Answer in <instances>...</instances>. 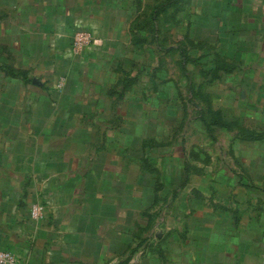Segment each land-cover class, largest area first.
Here are the masks:
<instances>
[{
	"label": "rangeland",
	"instance_id": "rangeland-1",
	"mask_svg": "<svg viewBox=\"0 0 264 264\" xmlns=\"http://www.w3.org/2000/svg\"><path fill=\"white\" fill-rule=\"evenodd\" d=\"M238 1L0 0V141L75 173L57 237L264 264V57L248 47L263 29Z\"/></svg>",
	"mask_w": 264,
	"mask_h": 264
},
{
	"label": "crops",
	"instance_id": "crops-1",
	"mask_svg": "<svg viewBox=\"0 0 264 264\" xmlns=\"http://www.w3.org/2000/svg\"><path fill=\"white\" fill-rule=\"evenodd\" d=\"M237 4L240 18L247 20V25L252 24L250 28L246 26L247 31L255 26L263 29L257 32L255 41L248 47L264 57V0H239ZM250 32L248 36H252ZM12 127L16 128V125ZM9 131L18 133L17 129ZM0 149V250L15 253L22 264H156L151 255L140 252L137 253L139 257L134 258L137 254L132 257V251L123 253L125 251L117 245L132 242L119 234L106 238L101 230L95 235L57 237L51 222L63 211L69 195H74L71 180L75 173L57 174L50 167L47 172H42L41 165L45 160L43 163L40 159L35 161L39 166L34 170L33 156H26V141L18 136L0 141ZM101 187L103 191L104 184ZM99 200L103 216L104 199ZM39 202L48 207L45 218L35 221L31 208ZM165 259L180 258L172 259L165 253Z\"/></svg>",
	"mask_w": 264,
	"mask_h": 264
},
{
	"label": "built area",
	"instance_id": "built-area-1",
	"mask_svg": "<svg viewBox=\"0 0 264 264\" xmlns=\"http://www.w3.org/2000/svg\"><path fill=\"white\" fill-rule=\"evenodd\" d=\"M39 210L34 209L32 211V216L38 217ZM0 264H22L21 258L7 250H0Z\"/></svg>",
	"mask_w": 264,
	"mask_h": 264
},
{
	"label": "trees",
	"instance_id": "trees-1",
	"mask_svg": "<svg viewBox=\"0 0 264 264\" xmlns=\"http://www.w3.org/2000/svg\"><path fill=\"white\" fill-rule=\"evenodd\" d=\"M204 125L206 126L207 129H210L212 126H218L219 123H207L206 121H203ZM219 126H227V125H219ZM257 138H261V137H257Z\"/></svg>",
	"mask_w": 264,
	"mask_h": 264
}]
</instances>
